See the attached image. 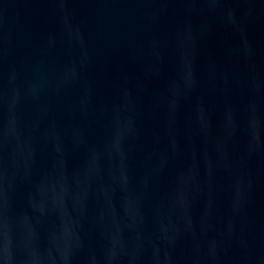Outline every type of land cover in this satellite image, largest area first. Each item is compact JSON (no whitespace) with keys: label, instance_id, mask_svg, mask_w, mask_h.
<instances>
[{"label":"water","instance_id":"1","mask_svg":"<svg viewBox=\"0 0 264 264\" xmlns=\"http://www.w3.org/2000/svg\"><path fill=\"white\" fill-rule=\"evenodd\" d=\"M0 264H264V0H0Z\"/></svg>","mask_w":264,"mask_h":264}]
</instances>
